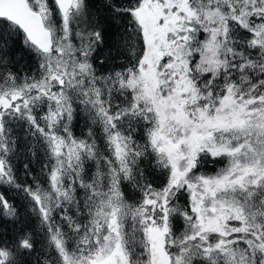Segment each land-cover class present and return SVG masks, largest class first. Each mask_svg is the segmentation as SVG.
<instances>
[{
    "label": "snow or ice",
    "instance_id": "snow-or-ice-1",
    "mask_svg": "<svg viewBox=\"0 0 264 264\" xmlns=\"http://www.w3.org/2000/svg\"><path fill=\"white\" fill-rule=\"evenodd\" d=\"M0 264H264V0H0Z\"/></svg>",
    "mask_w": 264,
    "mask_h": 264
},
{
    "label": "trees",
    "instance_id": "trees-1",
    "mask_svg": "<svg viewBox=\"0 0 264 264\" xmlns=\"http://www.w3.org/2000/svg\"><path fill=\"white\" fill-rule=\"evenodd\" d=\"M93 2H94V0H93ZM26 63L30 67H34V64H33V62L31 60H27ZM28 70H29L28 68H25L24 69V71H28ZM82 128H83V124L81 122L80 125H79V127L74 128V131H75L76 135H80V131H81ZM16 131H17V134H20V130L19 129H17ZM136 138H137L138 142H142L140 140V138H139V134L137 135ZM21 163H28V160L27 159H23V160L17 159L16 160L17 166H19ZM221 166L222 165L214 164L211 161H209L208 163H206L203 166L202 171L211 173V172H214L218 167H221ZM30 167L34 170V174L37 175V176H39L41 178V180H43V177L40 175L41 157L39 156V154H38L37 158L32 159V162L30 164ZM157 183H159V176H158V174H157ZM4 227H5V230H6L7 234L9 236H11L13 234V231H14L12 225L11 224H7ZM39 247L40 246L38 245V248ZM40 256H41L42 259L44 258V253H43L42 250L40 251ZM33 259H35V257H33Z\"/></svg>",
    "mask_w": 264,
    "mask_h": 264
}]
</instances>
